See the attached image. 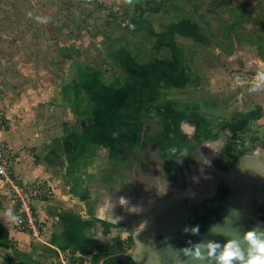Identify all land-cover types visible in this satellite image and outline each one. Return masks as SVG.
<instances>
[{"label":"crops","instance_id":"obj_1","mask_svg":"<svg viewBox=\"0 0 264 264\" xmlns=\"http://www.w3.org/2000/svg\"><path fill=\"white\" fill-rule=\"evenodd\" d=\"M232 37V50L226 53L232 66L221 62L209 78L216 91L219 133L211 131L207 117L203 129L196 122L200 115L176 108L173 98L194 92L191 82L178 87L176 77H158L157 66L149 74L140 67L137 77L120 86L98 80L95 85V74L88 72L79 88L55 85L42 96L44 101L31 97L35 91L28 89L24 99L9 106L0 144L12 149L11 172L20 182L50 186L53 194L36 202L44 229L35 238L13 226L6 213H14L15 204L10 192L0 189V256L5 263L12 264L16 256L18 264H70L73 256L83 257V264H100L125 255V239L148 219L167 214L172 199L189 190L191 176L230 162L232 158L221 157L230 135H238L233 158L264 147V91L258 95L245 85L252 86L264 71V53L250 51L249 41ZM134 80L155 89L147 94V105ZM204 82V91L202 86L199 90L213 92L206 78ZM158 93H165L164 110L152 107L160 101L159 95L153 97ZM207 132L212 139L199 141Z\"/></svg>","mask_w":264,"mask_h":264},{"label":"rangeland","instance_id":"obj_2","mask_svg":"<svg viewBox=\"0 0 264 264\" xmlns=\"http://www.w3.org/2000/svg\"><path fill=\"white\" fill-rule=\"evenodd\" d=\"M149 6L152 9L148 11ZM236 15L243 18L235 38L249 41L252 48L249 50L261 55L264 0H155L153 3L151 0H132V3L126 0H0V112L6 114L0 126H6L9 121L8 107L24 99L28 89L35 91H31V97L44 101L42 96L55 85L81 87L88 72L95 74V85L98 81L113 85L129 82L137 77L140 67L149 74L157 66L158 77L172 74L178 64L173 48L153 35L150 26L156 33H163L177 21L182 24L181 32L176 35L177 50L182 57L177 86L182 87L189 81L194 92L176 95L173 98L178 103L176 108L192 116L200 115L203 119L196 122L201 128L207 117L211 131L222 132L216 105H213L216 91L209 78L219 70L221 62L232 66L226 53L232 50L233 39L227 38L224 32L231 26L224 23L231 25ZM225 70L231 72L229 67ZM205 78L206 87L213 89L209 94L202 92ZM245 85L251 92L253 85ZM262 91L255 93L261 95ZM163 94H153L154 100L160 97L152 105L154 109L166 108ZM145 100L147 105L148 95ZM202 108L205 112L200 113ZM230 138L232 141L231 135ZM243 148L245 151L246 147ZM223 158H228L225 153ZM129 237L123 242L127 244L125 254L134 246ZM6 251L11 254L12 250ZM12 257V264H18V258ZM83 261V257H70V264H83Z\"/></svg>","mask_w":264,"mask_h":264},{"label":"water","instance_id":"obj_3","mask_svg":"<svg viewBox=\"0 0 264 264\" xmlns=\"http://www.w3.org/2000/svg\"><path fill=\"white\" fill-rule=\"evenodd\" d=\"M209 166L212 167L191 176L189 190L172 199L167 214L148 219L132 232L130 237L134 246L129 255L135 264H173L172 251L187 247L189 240L216 239L223 243V238L209 236L208 229L221 222L230 208L243 211L245 229L264 222L261 215L264 207V147H257L222 167ZM230 223L231 220L225 222L224 230L229 231ZM196 225L200 226L199 235L183 231L185 227ZM229 234L238 238L235 232L229 231ZM118 257H107L100 264ZM0 264H6L1 256Z\"/></svg>","mask_w":264,"mask_h":264},{"label":"clouds","instance_id":"obj_4","mask_svg":"<svg viewBox=\"0 0 264 264\" xmlns=\"http://www.w3.org/2000/svg\"><path fill=\"white\" fill-rule=\"evenodd\" d=\"M132 3V0H126ZM237 83L242 81L237 78ZM264 89V71L258 72L253 87L250 91ZM121 201H126L123 197ZM6 215L13 221H17L11 210ZM243 211L238 208H230L221 222L209 226L208 234L212 237L223 238V243L216 239H205L197 242L188 241L187 247L173 250L170 259L173 264H264V222H258L251 228L245 229ZM231 220L229 231L238 234L234 238L225 229V222ZM186 234L199 235L200 226L185 227Z\"/></svg>","mask_w":264,"mask_h":264},{"label":"built area","instance_id":"obj_5","mask_svg":"<svg viewBox=\"0 0 264 264\" xmlns=\"http://www.w3.org/2000/svg\"><path fill=\"white\" fill-rule=\"evenodd\" d=\"M6 120V114L0 112V125ZM12 149L0 144V189L9 191L15 204L14 215L18 220L13 222L20 232L29 233L39 238L43 232V224L36 210V202L42 198H50L53 189L44 184H26L14 177L12 169Z\"/></svg>","mask_w":264,"mask_h":264},{"label":"trees","instance_id":"obj_6","mask_svg":"<svg viewBox=\"0 0 264 264\" xmlns=\"http://www.w3.org/2000/svg\"><path fill=\"white\" fill-rule=\"evenodd\" d=\"M155 0H151V2L153 3ZM152 9L151 6L148 7V11ZM242 16L241 15H236L233 19H232V23L231 25L230 22H226L224 23L227 27L228 26H231V29L228 30V28H225V33L227 35V38H233L232 37V33L236 34L237 33V30H238V27L240 25V20H242ZM146 22H148L146 20ZM238 26V27H237ZM181 29H182V24L179 23V22H172L169 26H167V29L163 32V33H156V31L153 29L152 26H150V32L153 34V35H156L158 36L162 42L164 43H169L171 44L172 48H173V51L177 57V61H178V64L175 68V70L172 72V74H170L171 77H176L177 74L179 73L181 67H182V64H181V61H182V57L181 55L178 53V50H177V37L176 35L179 34L181 32ZM264 42V41H263ZM259 49L260 51L261 50H264V45H259ZM263 52V51H262ZM264 53V52H263ZM133 82L136 83V85L138 87H140L142 90H143V96H144V99L146 98V95L149 93V92H155V89L151 86V84H148L146 82H143V81H139V80H134ZM146 102V100H145ZM159 114L163 115L164 118L168 121V119L170 117H168L167 115H165L162 111L158 110L157 111ZM211 136L208 134V132L206 133V136L203 138H199V141L202 140V139H212L210 138ZM215 137V136H213ZM238 135L235 134L233 137H232V141L228 144V146L226 147L224 153L225 155L228 157V158H233L234 157V154L235 152L237 151V147H238ZM119 257L118 258H109L105 264H120L121 261L119 262Z\"/></svg>","mask_w":264,"mask_h":264},{"label":"flooded vegetation","instance_id":"obj_7","mask_svg":"<svg viewBox=\"0 0 264 264\" xmlns=\"http://www.w3.org/2000/svg\"><path fill=\"white\" fill-rule=\"evenodd\" d=\"M198 138V136H197ZM202 141V140H201ZM119 262L121 261L120 264H135L131 259L129 254L121 255L119 256Z\"/></svg>","mask_w":264,"mask_h":264}]
</instances>
